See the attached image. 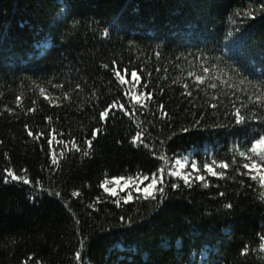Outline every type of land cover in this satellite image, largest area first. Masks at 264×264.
Returning a JSON list of instances; mask_svg holds the SVG:
<instances>
[{
  "label": "trees",
  "instance_id": "trees-1",
  "mask_svg": "<svg viewBox=\"0 0 264 264\" xmlns=\"http://www.w3.org/2000/svg\"><path fill=\"white\" fill-rule=\"evenodd\" d=\"M261 135L264 0H0V264H264ZM160 169L155 199L101 187Z\"/></svg>",
  "mask_w": 264,
  "mask_h": 264
},
{
  "label": "snow or ice",
  "instance_id": "snow-or-ice-1",
  "mask_svg": "<svg viewBox=\"0 0 264 264\" xmlns=\"http://www.w3.org/2000/svg\"><path fill=\"white\" fill-rule=\"evenodd\" d=\"M204 71L208 72L209 69L205 68ZM114 74L118 78L120 84H122V85H126L129 83L132 84V91L130 92V95H131V99L134 101V103L140 104L141 101L143 99H145V94L143 92H140L139 94H137L135 91V89L140 86V76L138 75V73L136 71L131 72V74H130L131 80L126 79L125 75H122L119 70L114 69ZM189 75L192 76V75H195V73H189ZM205 79H206V77H204V76H196V81L200 84H203ZM216 86L217 85L214 83L209 85V87H211V88H215ZM185 87H187V85H185ZM41 94L42 95L44 94L43 89H41ZM188 94L191 95V93H188ZM146 99L151 100L152 99L151 94H148ZM259 99H260V97H257V100H259ZM116 107H119L121 110H124L123 104H119L118 102H115L109 106V109L100 113V118L102 120L106 119L109 115V111L113 108H116ZM126 114H129V113L126 112ZM236 116H237V123H240L244 120V117L240 115L239 110H237ZM98 132H99V129H97L96 132L93 133V137H95V135ZM29 135H33V133L30 131ZM142 135H143L142 131L138 132L136 134V136L133 138V143L135 144L138 141L140 143H143ZM53 139H55V137H53ZM60 143H63V142L61 141ZM87 143H88V146L91 147V141H88ZM65 147H67V145H65ZM71 147L76 149L77 151L80 150L75 142H72ZM249 153H251V155H249ZM63 155H64V153L61 152L60 156L63 157ZM84 155H88V152L85 151ZM239 155L241 157H245L248 161H250L249 163L243 164V168L249 170L245 174L247 175L249 173L254 172L255 174L251 176V179L258 180L261 187L264 188V135H261L259 137V139L255 140L252 143L251 147L249 149H247L246 152L245 151H239ZM254 157L258 158V159H254ZM162 159H163V157H162ZM53 163L54 164L58 163V161L55 159V157L53 158ZM176 163L180 164L179 161H177ZM233 163H235V161H233ZM213 165H215L216 167H218L220 169H227L229 167V165L227 163L221 162V163L217 164L216 161H212V164H206L204 167L207 170V172L212 176L223 177V175H224L223 172H217L214 169ZM180 166L183 167L182 164ZM192 167H193V169H195L196 165L193 164ZM159 173L160 174H153L151 177H149L148 175H143V176L138 175L136 177H127V178L119 177V178H113L111 180L106 179L103 181V184L101 185V187H104V190L106 192H109L110 195L115 197L118 195L116 188L115 187L109 188V187H107L108 185H110V184L116 185L119 187L120 191H124L126 188H130V187L134 186L135 191L138 193H141L145 199H148V198L155 199L156 198V196H155L156 192L163 193V191H164L163 187H158V185H162L164 182L163 181V175H162L163 169H160ZM170 174L179 176L180 172L176 171V172H172ZM183 179H184L186 184L190 183L189 175H184ZM196 179L200 180V181H204L205 177L200 175V176H197ZM19 180H22L23 183H25V184L31 183V181L29 179H27V177L18 176L17 174L12 172L11 170H8L7 176L5 177L6 183H8L10 181H19ZM121 181H123L122 185H121ZM145 181H149V183H147L143 188H141V185H143ZM38 183L39 182H37V184ZM204 186L207 187L208 185L205 183ZM57 195H59V193H57ZM73 195H79V193L74 192ZM132 198L133 197H132L131 191L128 192L127 196L122 197L124 203H128L130 200H132ZM260 198L264 199V192H262L260 194ZM116 202L119 203V201H116ZM230 206L231 205H227V207H230ZM262 239H264V238H262ZM261 248L264 249V244L261 245ZM245 251H246V249H245ZM77 259H80L79 254L77 255Z\"/></svg>",
  "mask_w": 264,
  "mask_h": 264
},
{
  "label": "rangeland",
  "instance_id": "rangeland-1",
  "mask_svg": "<svg viewBox=\"0 0 264 264\" xmlns=\"http://www.w3.org/2000/svg\"><path fill=\"white\" fill-rule=\"evenodd\" d=\"M189 158H190L189 155H184V156H181V157L175 159L171 173L176 172V171L180 172V175L179 176L174 175L175 177L183 179L184 175H189V180H190V177L193 175V171L197 170V168L193 169V167H192L193 164L190 165V159ZM177 161H179L180 164H177L176 163ZM181 164L183 165V167L180 166ZM189 166H190V169L193 171L188 169ZM115 178H119V177H115ZM111 179H113V178H110L108 180H111ZM147 183H149V181H145L144 184L141 185V188H143ZM122 184H123V181H121V185ZM107 187H109V188L115 187L116 191L118 192L117 197L120 199H122V197L127 196L129 191H131L132 197H133L134 193H138L135 191L134 186L130 187V188H126L124 191H120L119 187L116 185H113V184H110Z\"/></svg>",
  "mask_w": 264,
  "mask_h": 264
}]
</instances>
